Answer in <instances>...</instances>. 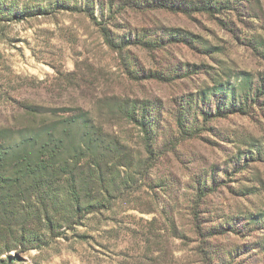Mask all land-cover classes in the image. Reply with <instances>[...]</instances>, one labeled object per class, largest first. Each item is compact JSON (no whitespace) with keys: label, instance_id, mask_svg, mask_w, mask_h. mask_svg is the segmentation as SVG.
I'll use <instances>...</instances> for the list:
<instances>
[{"label":"rangeland","instance_id":"374dc122","mask_svg":"<svg viewBox=\"0 0 264 264\" xmlns=\"http://www.w3.org/2000/svg\"><path fill=\"white\" fill-rule=\"evenodd\" d=\"M43 144L0 264H264V0H0L6 172Z\"/></svg>","mask_w":264,"mask_h":264},{"label":"trees","instance_id":"16d2710c","mask_svg":"<svg viewBox=\"0 0 264 264\" xmlns=\"http://www.w3.org/2000/svg\"><path fill=\"white\" fill-rule=\"evenodd\" d=\"M104 39L106 43L109 45V47H114L113 40L109 37V34L107 32L103 33ZM8 129H3V131H7ZM20 144L15 145L14 147L19 146ZM59 148V145L56 146ZM56 147H50L49 144H43L40 146L39 151L37 152V155L35 156L37 161L33 162V155L28 153H23L21 157L15 159L16 163L15 166L18 167L19 171L16 173V175L8 174L4 168V163L7 161L8 156L12 153V149L8 147V150H6V153L0 152V190L2 189H9L10 187H16L17 189H21L23 184L26 182L25 180L28 178L29 174H31L33 177V186L35 190H38L37 186L40 185L36 175L43 173L45 170H48L51 166V162L55 159L57 156ZM34 159V160H36ZM16 196V194L14 193Z\"/></svg>","mask_w":264,"mask_h":264}]
</instances>
